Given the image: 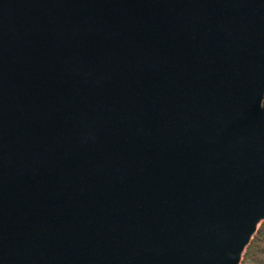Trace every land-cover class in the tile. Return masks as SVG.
Here are the masks:
<instances>
[{
  "label": "water",
  "instance_id": "95a60500",
  "mask_svg": "<svg viewBox=\"0 0 264 264\" xmlns=\"http://www.w3.org/2000/svg\"><path fill=\"white\" fill-rule=\"evenodd\" d=\"M263 100L264 0H0V264H238Z\"/></svg>",
  "mask_w": 264,
  "mask_h": 264
},
{
  "label": "rangeland",
  "instance_id": "374dc122",
  "mask_svg": "<svg viewBox=\"0 0 264 264\" xmlns=\"http://www.w3.org/2000/svg\"><path fill=\"white\" fill-rule=\"evenodd\" d=\"M262 106H264V100ZM257 231L256 238L251 242L252 237L251 243L249 242L246 246L238 264H264V220L258 223Z\"/></svg>",
  "mask_w": 264,
  "mask_h": 264
},
{
  "label": "trees",
  "instance_id": "16d2710c",
  "mask_svg": "<svg viewBox=\"0 0 264 264\" xmlns=\"http://www.w3.org/2000/svg\"><path fill=\"white\" fill-rule=\"evenodd\" d=\"M257 233H258V231L254 234L253 239L251 240V242L256 238Z\"/></svg>",
  "mask_w": 264,
  "mask_h": 264
}]
</instances>
